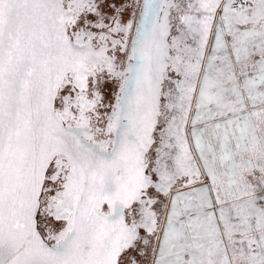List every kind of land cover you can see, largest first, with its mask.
<instances>
[{"label":"snow or ice","instance_id":"obj_1","mask_svg":"<svg viewBox=\"0 0 264 264\" xmlns=\"http://www.w3.org/2000/svg\"><path fill=\"white\" fill-rule=\"evenodd\" d=\"M0 264H264V0H0Z\"/></svg>","mask_w":264,"mask_h":264}]
</instances>
